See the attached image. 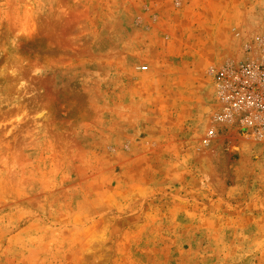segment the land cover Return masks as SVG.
I'll return each instance as SVG.
<instances>
[{
    "label": "rangeland",
    "instance_id": "rangeland-1",
    "mask_svg": "<svg viewBox=\"0 0 264 264\" xmlns=\"http://www.w3.org/2000/svg\"><path fill=\"white\" fill-rule=\"evenodd\" d=\"M259 33L264 0H0V264H264V147L207 133Z\"/></svg>",
    "mask_w": 264,
    "mask_h": 264
},
{
    "label": "built area",
    "instance_id": "built-area-1",
    "mask_svg": "<svg viewBox=\"0 0 264 264\" xmlns=\"http://www.w3.org/2000/svg\"><path fill=\"white\" fill-rule=\"evenodd\" d=\"M234 55L208 70L214 104L207 133L232 132L264 147V33Z\"/></svg>",
    "mask_w": 264,
    "mask_h": 264
},
{
    "label": "crops",
    "instance_id": "crops-1",
    "mask_svg": "<svg viewBox=\"0 0 264 264\" xmlns=\"http://www.w3.org/2000/svg\"><path fill=\"white\" fill-rule=\"evenodd\" d=\"M231 47H232V49L235 47V43L234 42L230 45V48Z\"/></svg>",
    "mask_w": 264,
    "mask_h": 264
}]
</instances>
